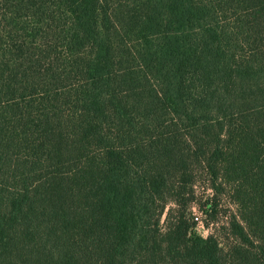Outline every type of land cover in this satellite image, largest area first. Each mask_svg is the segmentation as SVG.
Returning <instances> with one entry per match:
<instances>
[{
    "label": "trees",
    "instance_id": "1",
    "mask_svg": "<svg viewBox=\"0 0 264 264\" xmlns=\"http://www.w3.org/2000/svg\"><path fill=\"white\" fill-rule=\"evenodd\" d=\"M0 264H264V0H0Z\"/></svg>",
    "mask_w": 264,
    "mask_h": 264
},
{
    "label": "rangeland",
    "instance_id": "2",
    "mask_svg": "<svg viewBox=\"0 0 264 264\" xmlns=\"http://www.w3.org/2000/svg\"><path fill=\"white\" fill-rule=\"evenodd\" d=\"M198 178L201 180L199 181L200 183H198V185L195 187L196 199L192 208L195 232L202 237H207L210 234L218 233L217 231H219V235H223L224 233L222 229L223 227L227 226L228 222L226 214L235 212L236 207L230 199L227 190H224L222 193H212V191L209 190L207 177L205 175H200ZM216 199L217 201L219 200L220 206L219 211L214 218L213 214H211V211L207 208V204L209 202L214 203ZM195 216L200 217V223L196 222V219L194 218ZM222 238L224 241H226V243L233 240L232 238L227 239L228 236L226 234L225 237Z\"/></svg>",
    "mask_w": 264,
    "mask_h": 264
},
{
    "label": "built area",
    "instance_id": "3",
    "mask_svg": "<svg viewBox=\"0 0 264 264\" xmlns=\"http://www.w3.org/2000/svg\"><path fill=\"white\" fill-rule=\"evenodd\" d=\"M194 218L196 219V222H199V223L201 222V219H200V217H198V216H195Z\"/></svg>",
    "mask_w": 264,
    "mask_h": 264
}]
</instances>
